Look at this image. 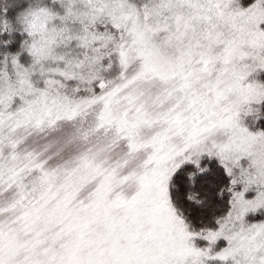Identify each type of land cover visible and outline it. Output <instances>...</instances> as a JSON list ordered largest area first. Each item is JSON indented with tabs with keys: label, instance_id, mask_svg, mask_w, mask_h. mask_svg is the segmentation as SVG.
<instances>
[{
	"label": "snow or ice",
	"instance_id": "6c2138e0",
	"mask_svg": "<svg viewBox=\"0 0 264 264\" xmlns=\"http://www.w3.org/2000/svg\"><path fill=\"white\" fill-rule=\"evenodd\" d=\"M0 264H264V0H0Z\"/></svg>",
	"mask_w": 264,
	"mask_h": 264
}]
</instances>
